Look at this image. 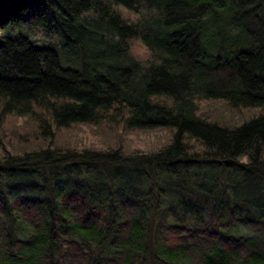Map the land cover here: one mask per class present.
Returning <instances> with one entry per match:
<instances>
[{"label":"trees","instance_id":"obj_1","mask_svg":"<svg viewBox=\"0 0 264 264\" xmlns=\"http://www.w3.org/2000/svg\"><path fill=\"white\" fill-rule=\"evenodd\" d=\"M261 27L264 0H0V264H264ZM7 117L46 146L8 150ZM103 122L173 133L54 144Z\"/></svg>","mask_w":264,"mask_h":264},{"label":"rangeland","instance_id":"obj_2","mask_svg":"<svg viewBox=\"0 0 264 264\" xmlns=\"http://www.w3.org/2000/svg\"><path fill=\"white\" fill-rule=\"evenodd\" d=\"M260 32L261 38L264 40V29L262 27ZM210 107L220 111L227 119L231 118L220 101L213 103ZM233 116V121L240 120L237 115ZM3 133L5 145L13 153L38 149L40 146H46L44 142L47 143L49 140L43 138L42 131L27 117H16L15 119L7 117L4 121ZM121 133L119 127H110L104 122L98 125L76 123L56 131L54 144L76 150H107L117 147L121 142L126 152L139 151L146 153L158 150L169 143L173 132L166 128H154ZM1 154L3 153L1 152ZM125 169L129 170L128 167Z\"/></svg>","mask_w":264,"mask_h":264}]
</instances>
